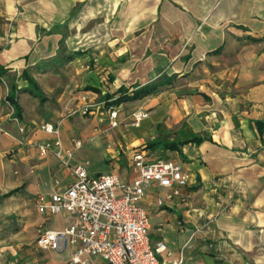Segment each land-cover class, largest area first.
Masks as SVG:
<instances>
[{"label": "crops", "instance_id": "0c3cea01", "mask_svg": "<svg viewBox=\"0 0 264 264\" xmlns=\"http://www.w3.org/2000/svg\"><path fill=\"white\" fill-rule=\"evenodd\" d=\"M263 35L264 0H0V218L24 223L15 232L24 247L8 264L71 259L72 248L48 253L24 232L74 221L36 206L38 195L73 181L70 167L37 147L55 139L41 126L60 121L66 149L82 142L72 164L88 161L92 174L131 180L136 151L190 174L180 195L153 183L142 201L153 245L164 241L172 252L161 260L183 253L185 264H264V41L249 39ZM149 83L163 84L122 102V124L109 128L99 102ZM12 88L19 122L7 99ZM83 95L98 104L94 113L73 112ZM137 109L149 117L126 127ZM191 133L205 140L183 143ZM90 264L108 263L96 256Z\"/></svg>", "mask_w": 264, "mask_h": 264}, {"label": "built area", "instance_id": "2783aa9c", "mask_svg": "<svg viewBox=\"0 0 264 264\" xmlns=\"http://www.w3.org/2000/svg\"><path fill=\"white\" fill-rule=\"evenodd\" d=\"M82 104L73 111L88 115L94 113L97 103L86 95ZM115 98L99 102L108 116L109 128L122 124L123 104L114 103ZM12 115L19 122L15 115ZM149 117V112L137 109L132 112L126 127H139ZM60 123H44L41 128L55 135V139L37 145L40 155L53 153L64 165L71 168L73 181L62 190L40 194L36 206L41 215L66 213L74 221L64 229H37L36 244L43 250L63 252L72 248L69 264H90L93 257H101L108 264H185L183 253L178 258L160 259L166 253L172 257L164 241L153 245L150 238L151 217L142 201L147 189L157 183L172 189L170 197L180 195L181 189L190 182V174L182 164L173 160H149L143 151H136L130 162L133 175L124 179L117 171L102 174L89 172L88 161L72 164L74 150L82 145L74 140V148L66 149L61 138ZM20 125V131L25 132ZM220 212H224L222 208Z\"/></svg>", "mask_w": 264, "mask_h": 264}, {"label": "rangeland", "instance_id": "374dc122", "mask_svg": "<svg viewBox=\"0 0 264 264\" xmlns=\"http://www.w3.org/2000/svg\"><path fill=\"white\" fill-rule=\"evenodd\" d=\"M14 216V215H13ZM13 216H4L0 218V264H8L9 262H15L12 255L15 253L14 251H19L22 247V242L19 240V237L15 233L20 225L21 229L24 228V223H22V220L20 219L21 216L15 215ZM38 229V228H37ZM24 232L28 235L33 236L32 241L35 240V236H37V230L34 228L32 229L31 227L24 230ZM31 241V242H32ZM34 243V242H33ZM26 248H30V244L27 245L25 244ZM30 251V250H29ZM48 253H50V250H46ZM25 252V251H24ZM36 252L38 253L37 250H35L33 255H37ZM26 253V252H25ZM24 255L27 254H21V257H25ZM32 255L31 253H28V256ZM23 260V258H21ZM49 258H40L38 261L39 264H44V262L48 261ZM36 264V262H35Z\"/></svg>", "mask_w": 264, "mask_h": 264}, {"label": "trees", "instance_id": "16d2710c", "mask_svg": "<svg viewBox=\"0 0 264 264\" xmlns=\"http://www.w3.org/2000/svg\"><path fill=\"white\" fill-rule=\"evenodd\" d=\"M249 39L251 41H255V42L264 41V35L261 38L249 37ZM72 58H73V55L71 54V55H68L64 60L66 62L68 60H71ZM21 77L28 80L31 92L35 95H39L41 97V99L43 100L44 96L42 94L38 93V90H39L38 83L34 79V77L31 76L29 71L25 70L23 72V74L21 75ZM162 84L149 83V84H146V85L139 87L133 93V95H128L127 93H125L119 97H115V96L108 94V95H106V99L115 98L114 103H116V104H120V103L125 102V101L135 100V99H138V98H141V97H144L146 95H149L151 93L156 92L159 89L160 85H162ZM7 99L11 102L12 105H14L15 113L18 117H20L21 116V109H20L19 104L16 102V97L13 93V88L10 90V93L8 94ZM257 123H259V121H257ZM204 140H205V138L202 135L197 134V133H191V137L190 138L187 137V139H185L183 143L192 141V142L199 144V143L203 142ZM168 146L173 147L174 145L168 144ZM15 192H16L15 190L11 191L6 196H9Z\"/></svg>", "mask_w": 264, "mask_h": 264}]
</instances>
